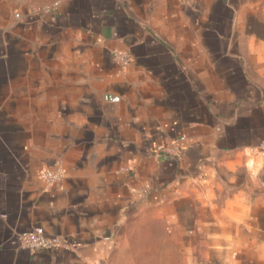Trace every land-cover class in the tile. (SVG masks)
Instances as JSON below:
<instances>
[{
  "label": "crops",
  "instance_id": "0c3cea01",
  "mask_svg": "<svg viewBox=\"0 0 264 264\" xmlns=\"http://www.w3.org/2000/svg\"><path fill=\"white\" fill-rule=\"evenodd\" d=\"M147 227L264 264V0H0V264H135Z\"/></svg>",
  "mask_w": 264,
  "mask_h": 264
},
{
  "label": "built area",
  "instance_id": "2783aa9c",
  "mask_svg": "<svg viewBox=\"0 0 264 264\" xmlns=\"http://www.w3.org/2000/svg\"><path fill=\"white\" fill-rule=\"evenodd\" d=\"M115 58L125 65L129 61V56L120 52L115 53ZM159 151V148H157ZM169 151V149H166ZM40 178L46 183H54L63 177V170L59 164L51 167H44L40 170ZM18 247L29 252L51 250L57 246L63 245V240L58 235H49L44 232L40 226H35L28 231H22L17 234Z\"/></svg>",
  "mask_w": 264,
  "mask_h": 264
},
{
  "label": "rangeland",
  "instance_id": "374dc122",
  "mask_svg": "<svg viewBox=\"0 0 264 264\" xmlns=\"http://www.w3.org/2000/svg\"><path fill=\"white\" fill-rule=\"evenodd\" d=\"M156 223V222H155ZM153 230L149 227L145 228L143 231V239L139 242V247L137 248V255H135L136 263L135 264H164L159 262V259L163 257L174 258L172 264H182L181 253L178 248H175L173 252L171 248L166 246H158L157 232L156 228L152 227Z\"/></svg>",
  "mask_w": 264,
  "mask_h": 264
}]
</instances>
